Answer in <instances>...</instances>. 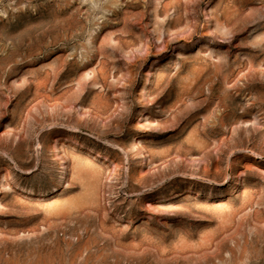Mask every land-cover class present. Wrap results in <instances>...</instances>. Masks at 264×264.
<instances>
[{
  "label": "rangeland",
  "instance_id": "374dc122",
  "mask_svg": "<svg viewBox=\"0 0 264 264\" xmlns=\"http://www.w3.org/2000/svg\"><path fill=\"white\" fill-rule=\"evenodd\" d=\"M0 264H264V0H0Z\"/></svg>",
  "mask_w": 264,
  "mask_h": 264
}]
</instances>
